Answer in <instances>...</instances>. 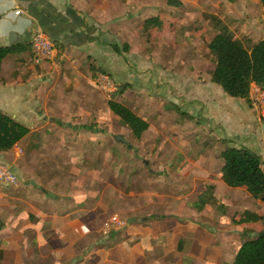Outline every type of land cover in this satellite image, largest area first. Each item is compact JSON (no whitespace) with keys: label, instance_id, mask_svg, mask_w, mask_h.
Returning a JSON list of instances; mask_svg holds the SVG:
<instances>
[{"label":"crops","instance_id":"crops-1","mask_svg":"<svg viewBox=\"0 0 264 264\" xmlns=\"http://www.w3.org/2000/svg\"><path fill=\"white\" fill-rule=\"evenodd\" d=\"M207 1L215 0H0V46L11 38L29 45L2 61L0 111L30 130L0 152L19 178L0 201V264H233L240 246L264 231V201L222 179L223 149L241 147L230 136L240 130L264 147L254 134L264 123L256 107L212 81L209 42L221 32L242 39L219 19L207 33L200 20ZM249 2L241 31L252 44L264 39V8ZM35 29L58 44L55 58L35 62ZM110 43H127L129 53ZM92 66L111 76L94 75ZM121 82L134 85L119 100L150 124L140 139L109 106L108 91ZM175 110L181 126L169 120ZM201 131L215 134L217 154L191 158L187 146V157H177V135ZM257 154L264 168V149ZM208 185L214 196L199 209ZM246 210L263 218L237 222ZM114 213L137 219L102 234Z\"/></svg>","mask_w":264,"mask_h":264},{"label":"trees","instance_id":"trees-1","mask_svg":"<svg viewBox=\"0 0 264 264\" xmlns=\"http://www.w3.org/2000/svg\"><path fill=\"white\" fill-rule=\"evenodd\" d=\"M264 8V0H259ZM174 6H180L181 0H168ZM58 46V44H57ZM29 48L26 44L0 46V70L4 58L12 53ZM116 52H121L117 44H113ZM208 48L216 56L212 81L222 86L232 96L244 98L254 107L251 98V86L257 84L264 90V39L252 43L250 48L224 33H217L208 44ZM128 49V44L124 45ZM124 87L118 86L109 95L111 110L127 124L136 138L140 139L149 129V122L119 100ZM264 123V117H262ZM29 128L13 117L0 111V152L8 151L29 133ZM221 156L224 159L222 179L229 187L246 189L254 198L264 201V168L260 155L246 146H227ZM214 186L208 185L196 202L201 209L213 198ZM263 216L257 212L246 210L240 216L239 223L258 221ZM3 221L0 219V230ZM233 264H264V231L255 238L245 241L237 251Z\"/></svg>","mask_w":264,"mask_h":264},{"label":"rangeland","instance_id":"rangeland-1","mask_svg":"<svg viewBox=\"0 0 264 264\" xmlns=\"http://www.w3.org/2000/svg\"><path fill=\"white\" fill-rule=\"evenodd\" d=\"M249 1H251V0H246V1L243 0V1H241V2H243L242 4L240 3V1H238L239 2L238 6L235 3H232V5H234L233 7H229V5L226 4L227 3L226 0H223V2L220 5H217L218 1L215 0L212 3V6H210L209 5V1H207V3L205 4V7L203 9L204 11L200 14L201 22L203 21L205 23V27L209 29L207 33H209L210 31H212L211 33L217 31L219 29V27H220V22L218 21V19L222 20V23L224 22L223 24H225L227 26V28H229L234 34H236L238 37H240L242 39V43L246 47L250 48L251 43L247 42V40H246L247 36L244 35L245 33H243L245 31H241V29H242V27L244 25V22H246V18H249V16H250L249 11H247V9L245 7L246 5L248 6V4L250 3ZM244 3H245V6L243 5ZM171 6H173V5H171ZM214 6L216 7V9L218 8L217 9V11H218L217 13H215L214 10H213ZM253 13L256 14V10L255 9H254ZM125 44H127V43H125ZM125 44L121 45V47H120L121 48V52H124L125 54H128L129 53V45H128V49L125 50L124 49V45ZM110 45L113 48V44L110 43ZM126 58L130 59V56H128ZM91 69H92L94 75H97V72H99V71H103V73L111 76L110 72H108L107 70H103L102 68H97L96 66H92ZM158 72H160V71L158 70ZM159 74H164L163 70ZM157 77H159V75H157ZM159 79L164 82L165 76L162 75V76L159 77ZM165 84L166 83H160V89L165 87ZM133 85H134L133 82H121V84L116 86V89H117L118 86H123L124 90L127 91L128 89H132ZM116 89L112 88L110 91H108L109 92L108 95H110V93L115 91ZM132 97H133L132 94H130L128 96V99L130 101H132ZM165 107L167 108V110H169V106H165ZM254 108H255V105H254ZM176 110L173 113H171V116L169 117V120L172 121V122L174 120L175 121L178 120V121H176V122H178V123H176V125L179 124L181 126L182 123H185V121H183V120H185L184 117H183V114H182L183 112L182 111L181 112H177ZM254 111H255L254 112V116L256 118L258 117L257 120L259 122V118H260L259 110L257 108H255ZM110 119H112V118L110 117L109 120ZM192 120L194 122H197V121L202 120V117L197 116V117L193 118ZM197 124L199 125L200 123L198 122ZM95 128H97V127H95ZM238 134H241L240 130L238 132H233V134L230 136L231 144L240 145V146H246V147L248 145L249 149L251 151H253L254 153L261 152L264 149L263 145L259 142V140H257V139L251 140V141L247 140V139L245 140V139H243L242 135H238ZM254 134H255V136L259 135V136L262 137L261 139H264V126L262 124H260V125L255 124ZM213 136H215L214 133L212 134V137H211V134H208L207 131H205V132L201 131L198 134L197 133H195V134L194 133H192V134L190 133L188 135L187 133H185V134L177 135V140L176 141H177L178 145L180 146L179 150L176 153L177 157H182L183 156V159L187 157L186 150H185V153H184V149H183V147L185 148L187 146H189L188 153L190 154L191 158H194L195 155H197V154H198V156L201 157L202 156L201 154H203V152H205L206 155L207 154L212 155L211 152L217 154V152L219 151V148L221 146L219 144L218 147H215V148L213 147L215 145V141L211 139V138H213ZM254 138H257V137H254ZM225 140H227V139H225ZM218 141H220V140H218ZM243 144H246V145H243ZM215 154H213V155H215ZM180 162L177 164V166L181 165ZM217 168L218 167L216 165V169ZM6 187L7 186L3 185L2 188H1L0 201H2L4 199L5 192H6V189H7ZM230 188H232V187H230ZM231 190H238V189L233 188ZM224 195H225V197H227V196L229 197L230 194L227 191V193H225ZM255 199H257V198H255Z\"/></svg>","mask_w":264,"mask_h":264},{"label":"built area","instance_id":"built-area-1","mask_svg":"<svg viewBox=\"0 0 264 264\" xmlns=\"http://www.w3.org/2000/svg\"><path fill=\"white\" fill-rule=\"evenodd\" d=\"M19 14L20 11L18 10ZM31 47L36 63L55 58L58 52L55 41L42 29H35L31 37ZM252 92L254 94L253 101L255 107L259 110L261 117H264V90L259 86L252 84ZM19 178L13 172L10 166L0 162V195L1 188L5 186L18 185ZM127 219L121 215L111 214L102 224L101 231L104 235L120 231L127 226Z\"/></svg>","mask_w":264,"mask_h":264},{"label":"water","instance_id":"water-1","mask_svg":"<svg viewBox=\"0 0 264 264\" xmlns=\"http://www.w3.org/2000/svg\"><path fill=\"white\" fill-rule=\"evenodd\" d=\"M11 44H15L16 41L14 39L11 38L10 40ZM114 138L119 141V142H126L125 138L122 136V135H114ZM137 218L135 217H132V218H129L128 222L129 223H132L133 221H135Z\"/></svg>","mask_w":264,"mask_h":264}]
</instances>
